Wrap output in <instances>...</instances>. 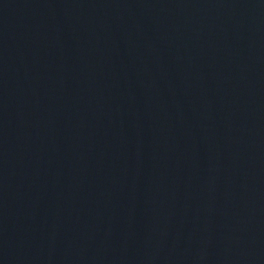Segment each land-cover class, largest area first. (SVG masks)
<instances>
[{
  "label": "water",
  "instance_id": "water-1",
  "mask_svg": "<svg viewBox=\"0 0 264 264\" xmlns=\"http://www.w3.org/2000/svg\"><path fill=\"white\" fill-rule=\"evenodd\" d=\"M0 264H264V0H0Z\"/></svg>",
  "mask_w": 264,
  "mask_h": 264
}]
</instances>
